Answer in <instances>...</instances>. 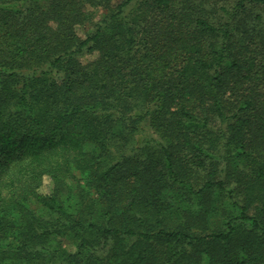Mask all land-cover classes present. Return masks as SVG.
Masks as SVG:
<instances>
[{
	"label": "trees",
	"instance_id": "16d2710c",
	"mask_svg": "<svg viewBox=\"0 0 264 264\" xmlns=\"http://www.w3.org/2000/svg\"><path fill=\"white\" fill-rule=\"evenodd\" d=\"M0 264H264V0H0Z\"/></svg>",
	"mask_w": 264,
	"mask_h": 264
},
{
	"label": "rangeland",
	"instance_id": "374dc122",
	"mask_svg": "<svg viewBox=\"0 0 264 264\" xmlns=\"http://www.w3.org/2000/svg\"><path fill=\"white\" fill-rule=\"evenodd\" d=\"M101 14L100 13L97 17V20L101 17ZM88 27V26H87ZM89 28V27H88ZM87 28V29H88ZM86 30V29H85ZM85 30H81V34H83L85 32ZM94 56L93 55H85V57L83 58L84 60H90L92 59ZM146 135H147V131L145 130V132H142L141 135L139 137H142L143 139L146 138ZM78 175V174H77ZM52 188V180L47 176V177H44V180H43V185H42V188H41V191L44 192V193H48L50 192Z\"/></svg>",
	"mask_w": 264,
	"mask_h": 264
}]
</instances>
